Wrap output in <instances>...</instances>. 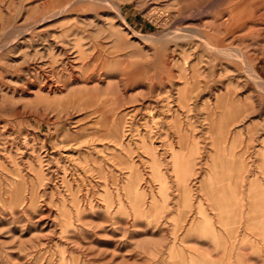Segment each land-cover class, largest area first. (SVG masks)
Listing matches in <instances>:
<instances>
[{"label":"rangeland","instance_id":"374dc122","mask_svg":"<svg viewBox=\"0 0 264 264\" xmlns=\"http://www.w3.org/2000/svg\"><path fill=\"white\" fill-rule=\"evenodd\" d=\"M238 1L0 0V264H264V19L208 46Z\"/></svg>","mask_w":264,"mask_h":264},{"label":"bare ground","instance_id":"6f19581e","mask_svg":"<svg viewBox=\"0 0 264 264\" xmlns=\"http://www.w3.org/2000/svg\"><path fill=\"white\" fill-rule=\"evenodd\" d=\"M263 11H264V2H262L261 0H239L238 3L231 5L228 14L222 16L224 15L223 13L221 16L219 15L217 18L215 17L216 20L215 22L213 20L214 23L213 26H211V28L216 34L219 35V37L217 42L211 44L209 43V45L208 44L207 45L212 50H216L220 52V54L223 53V54H228L231 56L242 58L240 56L241 54H239L240 49L234 46V44L237 43L238 40L240 41V38L237 37V34H239L241 31L245 29L246 31L247 29H249L248 31L251 32L255 31V28H258L261 25V21L264 19ZM208 27H209L208 29H210V26ZM249 64H247V66H251ZM253 70L256 73L255 69ZM122 138L124 139L126 137L123 136ZM124 142L125 139L122 140L121 143L123 144Z\"/></svg>","mask_w":264,"mask_h":264}]
</instances>
